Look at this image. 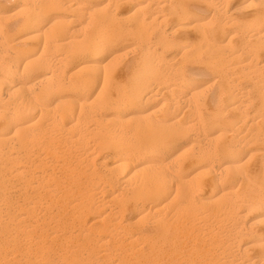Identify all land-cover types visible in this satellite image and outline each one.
Instances as JSON below:
<instances>
[{
	"label": "bare ground",
	"instance_id": "1",
	"mask_svg": "<svg viewBox=\"0 0 264 264\" xmlns=\"http://www.w3.org/2000/svg\"><path fill=\"white\" fill-rule=\"evenodd\" d=\"M129 37L130 86L104 100L98 75L84 72H100L95 56ZM194 51L216 63L219 83L199 101L201 83L179 72ZM83 55L93 57L67 76ZM206 106L223 143L203 133ZM103 117L114 128L97 140ZM130 121L144 136L127 147L113 135ZM196 123L191 153L170 149ZM257 145L264 151V0H0V264H264Z\"/></svg>",
	"mask_w": 264,
	"mask_h": 264
},
{
	"label": "rangeland",
	"instance_id": "2",
	"mask_svg": "<svg viewBox=\"0 0 264 264\" xmlns=\"http://www.w3.org/2000/svg\"><path fill=\"white\" fill-rule=\"evenodd\" d=\"M7 4V6H6V8L8 9L7 11H10V10H12V8L16 5V2H14V1H9V2H6ZM104 3V4H103ZM107 3V0H101V5L102 6H104L105 4ZM243 13V12H242ZM244 13H246V12H244ZM10 14V15H9ZM13 14H15V13H8L7 14V17H8V19H10L9 21L10 22H14V21H16L18 18H19V16H17V14H16V16H14ZM210 17V14L208 13L207 14V19ZM121 25H124V26H127V24H125V23H120ZM123 40V39H122ZM120 40V42L122 43H120V42H118L112 49H111V53H107V52H104V53H101L100 55H98V56H95V58L97 59V64H99L98 66H100V68H102L103 66H105V67H103L102 69H101V71L99 72V69L98 70H95V72H94V70H87L86 72H84V74L85 75H87V74H96V75H98V79H99V81L97 80V82L99 83V84H97V83H95V85H94V87H95V94H97L98 92H99V90H101V88H103V94H102V98L104 99V100H106V98H110L111 100H114V101H119L120 100V98H122L123 97V92H124V90L126 91L127 90V88H129V86H130V78H129V73L126 71V66L128 65V64H130V63H132V61L137 57V55H138V52H137V50H136V52L134 51V48H135V45H136V41H134L135 39H133V38H128V40L127 39H125V40ZM131 40V41H130ZM128 41V42H127ZM130 41V42H129ZM175 42H178V43H180L181 41H179V40H177V41H175ZM119 43L121 44V45H119ZM130 43V44H129ZM135 44V45H134ZM117 45H118V47H117ZM117 47V48H116ZM174 52V53H173ZM203 53H202V55L199 53L198 55H197V53H195V51H194V53H192L191 52V54H189L187 57H185V59H183V63L184 62H186V64L184 65H182L181 64V67H183V68H181V69H179L178 71L180 72V73H182L183 75H186L187 77H188V79H193V80H197V81H199L200 83H201V88H200V93H202L201 94V96L203 97H201L200 96V98H197L198 100L197 101H199L200 99H205V98H208V97H212V95H214V94H218V86H219V83H215V85H212L213 84V81H215V78H216V74L217 73H215V72H217L216 70V67H214L215 65H216V63L214 62V61H211V59L208 57V54H207V52L206 51H202ZM113 53V54H112ZM175 53H176V50H170V51H167L166 53H165V55H166V58L167 59H175V58H177V59H179L180 57H179V55H175ZM193 54V55H192ZM204 54H206V55H204ZM174 55V56H173ZM191 55V56H190ZM200 55V56H199ZM169 56V57H168ZM199 56V57H198ZM91 57H93V56H91V55H88V57H87V55H83V57L81 56V57H79V58H77V59H75L74 61H73V64L72 63H70L71 65H69V71H68V73H66L67 74V76H69L72 72H74V71H72V70H74V68H75V66L79 63V62H81L83 59L85 60V59H88V58H91ZM172 57V58H171ZM191 57H193V58H191ZM195 57V58H194ZM110 59H112V63L111 64H109L108 63V60H110ZM192 59V60H191ZM77 60V61H76ZM181 61L179 62V64L181 63ZM197 61H198V63H197ZM202 61V62H201ZM130 62V63H129ZM215 64H214V63ZM206 63V64H205ZM208 63H211L210 65L208 64ZM107 64V65H106ZM126 64V65H125ZM195 64V65H194ZM197 64V65H196ZM214 64V65H213ZM110 65V66H109ZM102 66V67H101ZM109 66V67H108ZM125 66V67H124ZM179 66L180 65H178V68H179ZM70 67H72V68H70ZM213 67H214V70H212L213 69ZM210 68H212V69H210ZM184 69V70H183ZM187 70V71H186ZM192 70H195V72H191ZM211 70H212V72H211ZM97 71L99 72L98 74H97ZM104 71H105V73H104ZM190 73H189V72ZM197 71V72H196ZM213 71H215V72H213ZM111 72V73H110ZM121 72V73H120ZM211 72V73H210ZM193 73V74H192ZM213 73V74H212ZM215 73V74H214ZM69 74V75H68ZM113 74H114V77H112L113 76ZM191 74V75H190ZM196 75H198V76H196ZM202 75V76H201ZM99 76H101L100 78H99ZM106 76V77H105ZM123 76V77H122ZM192 76V77H191ZM105 77V78H104ZM110 77H111V79H110ZM122 77V78H121ZM104 78V79H103ZM124 78V79H123ZM206 78H208V79H206ZM211 78V79H210ZM103 79V80H102ZM199 79V80H198ZM213 79V80H212ZM101 80V81H100ZM208 80V81H207ZM212 80V81H211ZM104 81V82H103ZM206 84H204L203 82ZM102 83V84H101ZM104 83V84H103ZM108 83V84H107ZM209 83H211V84H209ZM246 82L245 81H243L242 82V84H245ZM102 85H103V87H102ZM105 85H107V86H105ZM100 86V87H99ZM205 86V87H204ZM208 86H211V87H209L208 88ZM125 88V89H124ZM207 88V89H206ZM210 88H213L212 90H208V89H210ZM121 90H123V92L121 91ZM206 90H208V91H210V92H205ZM213 90H214V93H213ZM115 91V92H114ZM118 92V93H117ZM211 92L213 93V94H211ZM112 93V94H111ZM115 93V94H114ZM122 93V96H120V94ZM200 93H199V95H200ZM206 93H208L207 94V96H206ZM114 95H116V96H114ZM162 98V99H161ZM164 98L165 97H158L157 98V100H158V104H156L157 102V100L155 101V103L153 104L154 105V107H153V109H156V110H158L159 111V109L161 110V104H162V101L164 100ZM248 101H249V99H247ZM160 104V105H159ZM66 106H69V107H71L70 105H66ZM159 107V108H158ZM210 108H212V107H210V106H206L205 108L204 107H200V112H202L201 114H203L202 116H203V119H202V121L203 122H201L200 124H201V127H203V133H205V134H207V135H209V137H211V138H213V140H215L214 142H215V144H220V143H223V142H225L226 140H224L226 137V135H225V132L223 131V129H219L217 126L215 127V126H212L210 123H209V115L211 114V113H213V109L214 108H212V110H210ZM178 109V108H177ZM176 109V111H175V116H176V118L177 117H181L182 115H184V111H185V117H186V111H187V109L185 110V108H180L181 109V111H180V113H179V110L180 109H178L177 110ZM203 109L205 110V111H203ZM184 110V111H183ZM212 111V112H211ZM160 112V111H159ZM199 112V113H200ZM251 112V113H250ZM164 113V110L162 111V113H159V115L161 114H163ZM248 114L251 116V115H253L254 114V108L252 109V108H250L249 110H248ZM181 115V116H180ZM207 115V116H206ZM184 117V118H185ZM188 117H191V116H188L187 115V117L186 118H188ZM194 117H196V115L194 116ZM208 117V118H207ZM127 118H129V116H127L125 119H127ZM185 118V119H186ZM226 118V120H228V117L226 116L225 117ZM106 119V120H105ZM192 119V120H191ZM191 121H193V118L191 117ZM88 120V123L89 124H87V121L85 122L87 125L86 126H84V127H88V128H90L91 126H93V125H95V124H93L92 125V123H95L94 121H91L90 119H87ZM104 120V121H103ZM107 120H109V117H103L102 118V120H101V130H98V131H94V134L95 135H93L92 134V136H94V137H96L97 138V140L99 139V137L100 138H102V136H105V134L103 135L102 133H99L100 131H107V130H109V131H111V130H113V128H114V125H113V123H112V121L111 120H109V121H107ZM187 120V119H186ZM188 120H189V118H188ZM189 120V121H190ZM194 120H196V118L194 119ZM206 121V123H205V121ZM106 121V122H105ZM208 121V122H207ZM103 122V123H102ZM84 124V123H83ZM91 124V126H89ZM200 124H198V123H196V128H194L195 130L197 129V128H199L198 126L200 125ZM206 126H205V125ZM85 125V124H84ZM135 126V128H136V130H134L133 131V129H135V128H132V127H134ZM184 127V126H183ZM182 127V129H183V131H181L180 132V134H178L177 135V137L174 139V141H173V143H172V145H171V147H170V149H172V150H174V151H176L177 149H179L180 151H183V152H188V151H186L187 149H190L191 150V146L195 143V141H197L198 140V138H197V136L198 135H200V132L201 131H199L200 129H197L196 131L198 132H196L195 131V133L197 134L196 136L194 135L195 133H194V131L193 130H191V129H184ZM200 127V128H201ZM205 127V128H204ZM208 127V128H207ZM125 128H127V129H125ZM124 128V130H123V133H124V136H123V133H119L118 131H116V133L114 132V135H113V139H114V141H116V142H118V140H119V143L120 144H124V146H126V144L128 145V144H130V145H128L127 147H132V146H134V144L133 143H137L140 139H142L143 138V133H141V131L139 130V127H138V125H137V123L136 122H132V121H130L127 125H126V127ZM187 130H189V131H187ZM201 130H202V128H201ZM219 130V131H218ZM218 131V132H217ZM223 131V132H222ZM96 132V133H95ZM125 132H126V134H125ZM131 132V133H130ZM187 132H189V133H187ZM191 132V133H190ZM98 133V134H97ZM106 133H108V131L106 132ZM192 133H194V134H192ZM202 133V132H201ZM219 133L221 134L222 133V135H219ZM100 134V136H98ZM116 134H117V136H116ZM120 134H121V136H120ZM131 134H132V136H131ZM97 135V136H96ZM195 136V138H193L194 136ZM217 135L219 136V137H217ZM116 136V137H115ZM141 136H142V138H141ZM193 136V137H192ZM94 137H89V139H90V141H88L90 144H92L93 143V141H92V139L94 138ZM118 137V138H117ZM132 137H134V138H132ZM139 137V138H138ZM191 137V138H190ZM124 139V140H122V139ZM126 138V139H125ZM134 139L135 141H133L132 139ZM193 138V139H192ZM216 138V139H215ZM88 139V140H89ZM121 139V140H120ZM96 140V139H95ZM127 140V141H126ZM130 140V141H129ZM92 141V142H91ZM133 141V142H132ZM126 143V144H125ZM192 143V144H191ZM183 144H184V146H183ZM136 146V145H135ZM177 146V147H176ZM179 146V147H178ZM253 146V145H252ZM187 147V148H186ZM254 147V146H253ZM251 148L250 150H249V153H252L254 156H256L255 157V159H262V160H264V154L261 156V154H260V151H261V153H263L264 151H263V149H262V147H263V145H262V147H259L258 145L255 147V148ZM259 147V148H258ZM175 148V149H174ZM177 148V149H176ZM186 148V149H185ZM183 149V150H182ZM259 149V150H258ZM194 150L196 151V149H192V151L194 152ZM255 150V151H254ZM256 150H258V151H256ZM109 150H103V152L104 153H106V152H108ZM190 153H191V151H189ZM256 152H258L259 154L257 155V153ZM102 155V154H101ZM101 155H99L98 157H97V159L98 160H102V156ZM263 178H264V173H263ZM236 188V186H234L231 190L232 191H236L237 189H235ZM99 210V209H98ZM97 212H99V213H101V212H104V210H99V211H97ZM149 219H151V218H149ZM214 220V218H210V219H207L208 220V222L207 223H210V222H213V221H211V220ZM152 220V219H151ZM150 220V221H151ZM206 220V221H207ZM146 221H149V220H146ZM146 221H144L145 223L142 225V227L143 228H146L147 227V224H146ZM203 221V220H202ZM210 221V222H209ZM199 222V221H198ZM142 224V223H141ZM140 224V225H141ZM143 228H141V226H139V229H138V227H136V231L134 230V228L133 229H131V231H132V233L134 234V233H137L138 232V230H141V229H143ZM87 258V257H86ZM85 258V259H86ZM111 259L112 260H110V261H116L115 260V257L113 258V257H111ZM114 259V260H113ZM79 263V262H78ZM77 263V264H78ZM106 263H109V260H107L106 261ZM71 264H74V263H71ZM76 264V263H75ZM94 264V263H93Z\"/></svg>",
	"mask_w": 264,
	"mask_h": 264
}]
</instances>
